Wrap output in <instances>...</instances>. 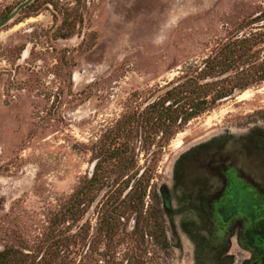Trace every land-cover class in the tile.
<instances>
[{
    "label": "rangeland",
    "instance_id": "obj_1",
    "mask_svg": "<svg viewBox=\"0 0 264 264\" xmlns=\"http://www.w3.org/2000/svg\"><path fill=\"white\" fill-rule=\"evenodd\" d=\"M0 23V251H14L10 264L186 262L162 244L160 186L185 196L207 161L226 154L243 166V149L263 175L264 81L168 140L147 132L144 110L264 32V0H0ZM251 52L264 60V39ZM230 64L213 76L234 82Z\"/></svg>",
    "mask_w": 264,
    "mask_h": 264
},
{
    "label": "flooded vegetation",
    "instance_id": "obj_2",
    "mask_svg": "<svg viewBox=\"0 0 264 264\" xmlns=\"http://www.w3.org/2000/svg\"><path fill=\"white\" fill-rule=\"evenodd\" d=\"M243 151V166H230L226 154L207 161L185 196L173 198L160 186L161 240L176 257L186 254L179 264H264V172L255 177L248 165L255 155L246 160Z\"/></svg>",
    "mask_w": 264,
    "mask_h": 264
},
{
    "label": "trees",
    "instance_id": "obj_3",
    "mask_svg": "<svg viewBox=\"0 0 264 264\" xmlns=\"http://www.w3.org/2000/svg\"><path fill=\"white\" fill-rule=\"evenodd\" d=\"M26 6L24 5L25 8ZM263 39L264 32L262 31L238 39L234 41L233 51L236 52L234 59L225 62V60L215 61L214 57L207 58L204 66L195 76L186 77L161 90L144 110V125L148 129L147 132L149 134L151 131L162 132V137L168 140L192 118L213 108L220 99L230 96L235 89L243 90L252 84L264 81V60L252 61V52L248 53L252 46ZM231 62L236 63L240 68L234 82H231L227 76L222 78L213 76L218 72L217 67L227 68ZM202 74L206 75L203 77L204 82L198 80ZM207 75H210L211 79L206 80ZM101 172L102 170L94 171L91 180L96 182ZM136 184H139L137 188L140 187L138 179L130 187V190L136 187ZM13 255L14 251L12 250H1L0 264H10Z\"/></svg>",
    "mask_w": 264,
    "mask_h": 264
},
{
    "label": "water",
    "instance_id": "obj_4",
    "mask_svg": "<svg viewBox=\"0 0 264 264\" xmlns=\"http://www.w3.org/2000/svg\"><path fill=\"white\" fill-rule=\"evenodd\" d=\"M1 24V23H0Z\"/></svg>",
    "mask_w": 264,
    "mask_h": 264
}]
</instances>
